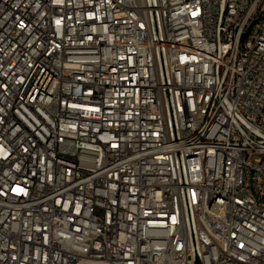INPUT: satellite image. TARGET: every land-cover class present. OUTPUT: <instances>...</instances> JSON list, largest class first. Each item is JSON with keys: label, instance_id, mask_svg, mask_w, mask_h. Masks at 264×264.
<instances>
[{"label": "built area", "instance_id": "built-area-1", "mask_svg": "<svg viewBox=\"0 0 264 264\" xmlns=\"http://www.w3.org/2000/svg\"><path fill=\"white\" fill-rule=\"evenodd\" d=\"M0 264H264V0H0Z\"/></svg>", "mask_w": 264, "mask_h": 264}, {"label": "water", "instance_id": "water-1", "mask_svg": "<svg viewBox=\"0 0 264 264\" xmlns=\"http://www.w3.org/2000/svg\"><path fill=\"white\" fill-rule=\"evenodd\" d=\"M255 23H256V21H254V22L251 24V26L249 27V29H248V34H250V33L252 32ZM248 34H246V36H248Z\"/></svg>", "mask_w": 264, "mask_h": 264}, {"label": "rangeland", "instance_id": "rangeland-1", "mask_svg": "<svg viewBox=\"0 0 264 264\" xmlns=\"http://www.w3.org/2000/svg\"><path fill=\"white\" fill-rule=\"evenodd\" d=\"M256 32H257V30L255 29L252 35L254 36V35L256 34ZM253 36H252V37H253Z\"/></svg>", "mask_w": 264, "mask_h": 264}]
</instances>
